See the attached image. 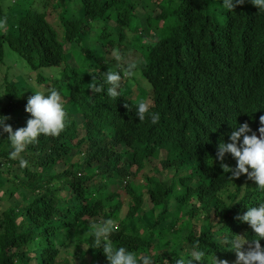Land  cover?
<instances>
[{
  "label": "trees",
  "instance_id": "1",
  "mask_svg": "<svg viewBox=\"0 0 264 264\" xmlns=\"http://www.w3.org/2000/svg\"><path fill=\"white\" fill-rule=\"evenodd\" d=\"M73 6L83 13H73ZM152 8L158 11L139 13ZM216 11L214 0H0V116L9 117L13 131L25 127L30 114L20 117L23 94L34 86L56 89L66 112L58 136H39L15 158L0 130V264H107L91 232L80 236L105 220L115 226L114 247L151 264H175L195 250H203L209 264L212 256L232 264L235 252L220 242L225 235L245 237L242 250L250 246L255 234L236 217L264 201V192L246 174L223 171L221 163L235 167L230 154L222 162L215 157L234 127L248 123L256 131L264 115V12L250 0L232 11L224 7L223 22L213 17ZM135 41L146 42L145 55ZM5 45L27 72L11 66L1 74ZM130 48L125 61L113 59V50L122 58ZM74 53L77 65L69 60ZM129 64L135 75H122L116 98L89 89L93 75L101 83L104 72L122 73ZM141 81L149 87V113L159 115L156 124L148 113L143 122L135 117L132 86ZM123 146L133 150V160L121 154ZM154 160L156 171L172 173L168 179L150 174ZM141 180L162 206L143 227L134 198L143 202L136 191ZM125 195L130 200L122 217ZM173 200L185 203V212L166 231L159 225L172 214ZM166 236H176L172 245ZM74 237L73 250L63 255Z\"/></svg>",
  "mask_w": 264,
  "mask_h": 264
},
{
  "label": "clouds",
  "instance_id": "2",
  "mask_svg": "<svg viewBox=\"0 0 264 264\" xmlns=\"http://www.w3.org/2000/svg\"><path fill=\"white\" fill-rule=\"evenodd\" d=\"M250 2L259 12H264V0H250ZM243 3L244 0H223L222 4L229 11H232L234 7ZM111 55L117 62L121 60L120 53L117 50H113ZM9 63L12 64L13 62H8L7 65L6 61L3 67H10ZM117 67H119V63ZM134 69L135 65L129 64L122 73L115 70L104 72L102 74L103 78L101 83H95L94 81L97 78L93 75L92 82L89 83V89L94 93H100L103 90L108 97L116 98L119 95L118 88L122 75L132 78L135 75ZM17 70L20 72L23 71L19 68H17ZM34 88L36 90L29 89L28 92L23 94V96L28 97V99L25 104V114L23 115L22 112L20 117L23 116L25 118L30 114V118L27 119L25 127L17 128L13 131L11 125L5 123L9 117L0 116V130L8 134L7 140L11 147L9 153L10 158H15L27 145L34 144L39 136H58L65 127L66 112L59 92L54 88L48 90L37 86H34ZM148 100L150 101L149 97ZM125 106L128 107L127 105ZM146 113H148V118L152 124L158 122L159 115L156 113H149L148 105L141 100L135 105V117H137L140 122H143ZM259 125L256 131H252L248 123H242L238 127H234V130L231 131L228 136L230 142L225 143L221 141L218 143L215 158L217 161L222 162L225 155L230 154L236 162L235 167H229L221 163L220 166L223 171L225 173L230 172L231 177H239L242 174H246L248 179L255 182V188L260 192H264V115L259 117ZM257 132L259 136H257ZM119 149L120 152L122 150L128 151L133 160L134 154L131 148L123 146ZM128 159L130 160V158ZM19 163L21 167H24L27 161L21 159ZM110 183L115 186L114 180H110ZM144 184L145 182L141 180L139 188H136V191L143 196L142 199L144 203H140L139 200L134 197L137 209L141 206L139 210L140 214L147 204L146 201L151 203V205L159 206L152 202L148 190L143 188L145 187ZM124 199L123 209L126 207L127 212L130 196L125 195ZM121 216L123 217L124 215ZM236 219L240 222L247 223L255 234L249 248L247 250H242V246L247 241L245 237L239 235H225L220 242L224 246L227 245L230 250L235 252V264H264V247L260 244V240L264 239V201L258 202L255 206H248L247 211L244 212L243 215H238ZM114 227L111 220H105L102 223L94 225L91 229L93 246L94 248L102 246L107 264H151L147 256L138 260V257L125 247H114L109 240V236L114 231ZM188 257L191 259H186ZM193 261L199 262V264H209V260L206 258V253L203 250H195L188 253L186 257L177 258L175 264H193ZM210 264H227V261H217V259L212 256Z\"/></svg>",
  "mask_w": 264,
  "mask_h": 264
},
{
  "label": "rangeland",
  "instance_id": "3",
  "mask_svg": "<svg viewBox=\"0 0 264 264\" xmlns=\"http://www.w3.org/2000/svg\"><path fill=\"white\" fill-rule=\"evenodd\" d=\"M214 2L216 3L217 11L214 12L213 17L216 20H218L220 22H223L225 20V17H226L225 12H224V6L222 4L223 3V0H214ZM70 9L75 14H82L83 13V10L79 6H76V7L73 6ZM152 9L154 10L156 8H152ZM152 9H150V10L149 9H146V10H142L141 9L139 13H141L140 15H142V14H148V13L153 14V13H156L155 11H158V9H156L153 12ZM60 24L61 23L58 21L57 25H60ZM12 31H13V29H12ZM127 34H129L128 35V39H131L132 34H130V33H127ZM83 43H85L86 45H88V40L84 41ZM145 43L146 42H144V43L137 42L136 43V41H135V45H134L135 48H138L139 50H143V54L144 55L146 54V51H147V47H146V44ZM78 46L80 47V45H76L75 48L78 49ZM5 48H6V57H7L5 59V61H7V65H8V62L11 61L14 64L12 65V64L9 63L10 64V67L11 66L12 67L16 66V69L19 68V69H22L24 72H27V69L25 68V66H26L25 62L24 61H21V59H19V58L17 59L16 52H12L11 49L8 46H6V45H5ZM133 52H134V49L133 48L124 50V53H125L126 56L125 57L122 56L121 60L122 61H125L129 56H132L133 55ZM75 53L69 59L72 65H77L78 64L79 57L76 56ZM140 56H141V54L136 52V58H138ZM21 62L23 64V66L21 65ZM91 66H93V64ZM52 69H54V68H52ZM5 71H6V69L4 67H2L1 74H3ZM43 71L45 72V76L48 77L49 74H50V72H49L50 71V68H44ZM88 71H90V70H88ZM51 74L52 75L54 74V76H55V72L52 71ZM84 74L87 75V76H89V73L87 71ZM18 77H19V75L18 76H15V79L18 78ZM16 80H18V79H16ZM140 83H137V84L135 83L132 86V88L136 90L135 99L138 102H140L141 100H143L149 106L150 105V101L148 100V93H147L148 90H149V87L147 86V83L145 84V82H143V81H141ZM2 99L4 100V97H2ZM24 114H25V112H23V115ZM22 118H24V117L22 116ZM172 148L173 147L171 145H166V148L165 149H166V151H171ZM121 153L124 156L130 158V160H132V156L129 154L128 151L122 150ZM163 154L165 155V152L164 151H163ZM230 161L233 163V166H234L235 163H236L235 160L231 157ZM152 162H153V166L151 167V169H149V172H150L151 175L154 174V175H156L158 178H160L162 180L168 179V177L170 175H172V173L170 171H168V172L166 170H164V171L157 170L156 171L155 169H159L160 168L159 165H157L158 164L157 163V160H154ZM15 169H17V168L15 167ZM170 170H172V169H170ZM191 175L194 176V173L191 172ZM18 194H19V192H17L16 198H17ZM5 197L6 196L4 195V198ZM146 202H147V204H146L143 212L140 214V227H143V226L147 225V223H152L153 220H155L157 218V216L159 215V212L162 211V206H160V207L159 206H154V205H151V203H149L148 201H146ZM189 204L190 203H188V206H190ZM185 207H186V204L185 203H180V202L178 203L176 200L170 201V208L172 210L171 211L172 214L169 217L165 218L166 220L164 222L162 221L160 223L159 227L161 229H166V231L169 230L170 227H171V225H173V223L175 222V219L177 218V216H179V213L183 214L185 212V209H184ZM125 212H126V207H124L123 212H122L121 215H124ZM128 222H129V224H130L131 227H134V226L136 227L135 221L133 219H129ZM200 222L201 223H205V221H200ZM91 229L92 228H89V229H86V230L83 229L82 231H84V230L85 231L80 236L81 237L87 236L91 232ZM175 237L176 236H173L172 238H168L166 236V238H168L166 240L169 241L168 244L172 245L171 242L172 243L174 242L173 239ZM76 238L77 237H74V238H72L68 242L69 244H68V247L67 248L64 247L65 249H64V251L62 253L63 255H65V251H70L71 252L73 250V247L75 246L74 244L77 241ZM245 248L246 249H244V250H247L249 248V246L245 245ZM235 261H236V257L231 261V263L232 264H235Z\"/></svg>",
  "mask_w": 264,
  "mask_h": 264
}]
</instances>
